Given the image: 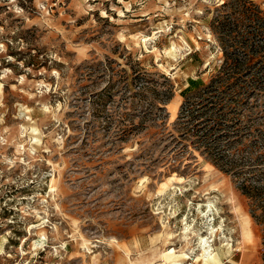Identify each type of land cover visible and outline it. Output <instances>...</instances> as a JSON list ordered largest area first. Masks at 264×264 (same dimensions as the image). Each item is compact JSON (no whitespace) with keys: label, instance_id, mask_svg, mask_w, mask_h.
<instances>
[{"label":"rangeland","instance_id":"obj_1","mask_svg":"<svg viewBox=\"0 0 264 264\" xmlns=\"http://www.w3.org/2000/svg\"><path fill=\"white\" fill-rule=\"evenodd\" d=\"M232 1L0 0V264H195L210 224L264 264V93L212 84L264 59Z\"/></svg>","mask_w":264,"mask_h":264},{"label":"trees","instance_id":"obj_2","mask_svg":"<svg viewBox=\"0 0 264 264\" xmlns=\"http://www.w3.org/2000/svg\"><path fill=\"white\" fill-rule=\"evenodd\" d=\"M228 5L232 6V13L235 19L233 23L228 21L220 24V29L223 30V37H227L231 41V44L238 49L248 51L250 48H254L256 38H262L264 40V18L261 17L262 12L260 8L251 0H234L231 3H225L223 7L226 8ZM258 48L260 51L264 50V44L258 46ZM262 63L264 65V59L262 57L258 59L254 57L235 58L227 61L223 67V71H220L216 79L217 81L214 79V82H212V84L217 83L213 90L220 92L228 84V82H225L226 80H234L235 83L233 84L241 88H246V82L252 80L250 85L251 89L264 93V75L257 76L254 74L253 77H249L252 75V66ZM240 83H244L246 86H240ZM206 89L211 90V87ZM190 107L192 106L190 105ZM187 112H189L188 117H190L191 115L194 116L195 110L191 108ZM198 116L202 117V114H198ZM221 119L223 118L221 117ZM223 124L224 122L220 121L219 127H222ZM260 161V157H256L251 163H253L252 165H259L261 163ZM263 188L256 190L259 193H263L261 192L264 191Z\"/></svg>","mask_w":264,"mask_h":264},{"label":"bare ground","instance_id":"obj_3","mask_svg":"<svg viewBox=\"0 0 264 264\" xmlns=\"http://www.w3.org/2000/svg\"><path fill=\"white\" fill-rule=\"evenodd\" d=\"M173 178H174V176H173ZM167 186H168L167 183L163 184V187L166 188ZM179 186H181L180 183H179ZM171 188H172V186H171ZM176 190L178 191L179 189H176ZM206 208H208L207 213H205V211H202L201 209H199L200 214H203L204 216L209 215L212 218V216L214 215V211H216V210H214L213 202L209 201L206 205ZM197 212H198V210H197ZM182 221L184 224V228H183L184 238L186 240H189L190 235L193 234L194 232H192L191 225L189 224L187 217L183 218ZM213 221H214V218L211 219V222H213ZM210 226L211 227L208 230V231H210V235H211L210 237L198 236V238H199L198 246H199V251H200L199 253L200 254L196 256L195 264H222L220 254L218 252H216L214 244H213L214 238L217 236V233L219 230L215 229L216 227L213 224H210ZM192 252H194V251H192Z\"/></svg>","mask_w":264,"mask_h":264}]
</instances>
